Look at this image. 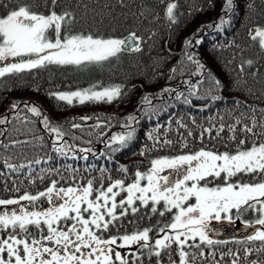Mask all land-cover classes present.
<instances>
[{"label": "snow or ice", "instance_id": "obj_1", "mask_svg": "<svg viewBox=\"0 0 264 264\" xmlns=\"http://www.w3.org/2000/svg\"><path fill=\"white\" fill-rule=\"evenodd\" d=\"M223 7L225 13H230L233 0H225ZM57 8L61 10L58 12ZM177 8L178 4L173 0L166 3L165 16L171 23H176ZM0 10V63L9 58H20L19 62L0 66V78L51 64L102 65L123 52L143 50L144 37L135 30H129L126 35L108 37L75 32V12L64 6V0H0ZM227 22L222 16L215 28L219 29ZM249 35L253 41L258 39L259 47L264 51V28H256ZM195 43L202 41L195 39ZM192 45V40L185 41V48ZM25 57L28 59H23ZM187 59L198 70L204 69L205 66L191 54H187ZM245 64L251 67L253 61H244L240 65L241 73L245 71ZM171 71L175 74L177 69ZM185 83L189 85V96L197 95V85L190 81ZM213 83L219 88V80ZM163 91L176 90L165 88ZM53 95L68 104L74 100L81 104L86 100L111 103L121 95V88L113 86L102 91L87 89ZM181 95L178 93L177 99ZM147 101L148 97H145ZM25 107L41 120L50 135L54 134L53 151L68 156L74 146L66 142L61 144V141L70 133L65 132L62 126L52 125L35 105L25 104ZM237 107H240L239 102ZM18 108L16 103L11 105L13 111ZM249 112L252 113L250 117L241 114L248 123L236 117L233 124L227 125L231 133L227 139L235 144L234 151H220L205 145L196 151L184 152L188 141L183 139L180 154L151 159L148 170L136 171L131 183L109 177L107 186L103 180L97 186L93 178L84 184L69 181L70 186L57 187L58 182L52 180L45 191L36 195L24 192L17 198H0V208L20 206L18 210L13 208L10 212H0V233H6V236H0V264H143L145 252L149 260L155 258V264H165L164 257H167V264H242L244 261L246 264H264L259 259L264 255V109L259 110V119L257 109L249 107ZM82 119L86 121L91 117ZM126 119L130 122L135 117ZM9 122L7 116L0 118V125ZM177 124L181 128L186 127L180 121ZM238 126L245 134L242 138L236 135ZM71 127L77 129L81 125L72 123ZM225 127L220 123L215 138L221 136ZM215 128L212 125L202 129L199 137L202 144L205 134L213 138ZM3 134L4 130H0V135ZM133 134L134 130L113 135L107 146H124ZM192 135L189 131L188 136ZM249 137H252L251 144L246 146ZM148 138L154 139L151 133ZM18 143L28 142L13 141L11 145L0 144V147L7 149ZM159 144L171 146L173 141L155 139L154 147ZM224 147L228 148V144ZM78 151L88 153L92 149L80 148ZM144 154L142 151L141 155ZM83 159L86 160L87 156ZM41 162V159H36L17 165L9 159L3 160L4 166L13 173ZM120 171L127 173L128 169L121 167ZM245 176L249 177L247 182L243 180ZM39 179L44 177L39 176ZM29 182L35 181L30 178ZM11 191L19 192V188ZM121 193L125 195L117 201ZM42 197L53 207L47 211H28L21 206L22 201L34 204ZM54 197L63 203L57 204ZM141 207L161 218L170 214V218L167 222L158 220L155 225L136 228L131 233H120L123 219L135 216ZM248 212H252L254 218L244 223L252 232L245 241H235L246 246L220 252L217 259L215 246L228 242L210 238L211 221L226 219L234 222ZM113 229L117 234H112ZM153 232L155 236L150 235ZM125 248L129 249L126 254L118 250ZM253 254H256V259H250Z\"/></svg>", "mask_w": 264, "mask_h": 264}, {"label": "trees", "instance_id": "obj_2", "mask_svg": "<svg viewBox=\"0 0 264 264\" xmlns=\"http://www.w3.org/2000/svg\"><path fill=\"white\" fill-rule=\"evenodd\" d=\"M167 2L64 0V6L75 12V32L108 37L126 35L129 30H135L144 37L143 50L123 52L102 65L51 64L0 78V118L7 116L10 121L0 125V130H4L0 144L11 145L15 137L10 123L14 122L18 112L27 110V104L38 107L52 125L62 126L65 132L70 133L61 144L66 142L74 146L68 156L54 152L53 134L45 133L41 120L36 117L34 128L40 131L45 143L38 152L32 153V158L16 148L19 145L7 149L0 147V198H17L24 192L36 195L45 191L52 180L58 182L57 187H68L69 181L84 184L93 178L97 186L101 180L107 186L109 177L130 182L136 171L148 170L151 159L180 154L183 139L188 141L184 152L196 151L205 145L220 151L235 150V144L227 139L231 135L227 125L233 124L236 117L244 120L242 113L250 117L249 107L257 109V119L259 110L264 109V51L249 35L250 31L264 25V0H233L230 13H225V0H173L178 4L176 23H171L165 16ZM222 16L228 22L217 29L215 25ZM195 39L202 43L196 44ZM186 40H192L193 45L185 48ZM187 54L202 63L204 69L198 70L187 59ZM248 59L253 61V65L248 67L245 64V71L241 73L240 65ZM173 68L177 69L175 74L171 71ZM209 74L211 79H208ZM214 80L220 81L219 88L215 87ZM185 81L197 85V95L189 96V85ZM113 86L121 88V95L111 103L90 100L83 104H66L53 97V94L63 91L82 88L97 91ZM165 88L176 91L165 93ZM178 93L183 94L179 99ZM145 97H148L147 102ZM237 102L240 107H237ZM13 103L19 105L15 111L11 110ZM84 116L91 117L102 126L108 122L112 136L134 130L133 137L124 146L119 145L116 153L104 151L98 136L87 139L77 133L78 129L71 127L75 120ZM128 116L135 119L129 122ZM177 121L186 127H179ZM248 122L244 120V123ZM220 123L226 126L225 131L215 138ZM212 125L216 126L213 138L205 134L202 144L199 139L202 129ZM240 127H237L236 135L242 138L245 134L239 130ZM189 131L193 133L191 137L188 136ZM149 133L154 139L148 138ZM155 139H169L173 144L154 147ZM251 140L249 137L246 146H250ZM225 144L228 148L224 147ZM80 148H91L92 152L81 153L78 151ZM142 151L144 155H141ZM85 155L86 160L83 159ZM4 159L17 165L36 159L42 162L13 173L4 166ZM121 167L127 168V173L121 172ZM39 176L44 179H39ZM30 178L35 182L30 183ZM243 180L247 182L249 177L245 176ZM17 187L19 192L11 191ZM140 211L143 215L139 219L124 218L120 233H131L136 228L142 229L161 221V217L152 215L146 208L141 207ZM166 217L168 220L170 214ZM253 218L254 214L248 212L238 220L244 222ZM112 234H117V230L113 229ZM0 236H6V233H0ZM163 259L167 264V257ZM149 261L145 252L143 263Z\"/></svg>", "mask_w": 264, "mask_h": 264}, {"label": "rangeland", "instance_id": "obj_3", "mask_svg": "<svg viewBox=\"0 0 264 264\" xmlns=\"http://www.w3.org/2000/svg\"><path fill=\"white\" fill-rule=\"evenodd\" d=\"M260 28H264V25ZM257 41H258V39H257ZM19 59L20 58H16V59L9 58L8 61L0 63V66H4V64L10 63V62H19ZM23 59H28V57H25ZM26 71H28V70H26ZM211 78L212 77L210 75H208V79H211ZM83 90H87V89L82 88L81 90H76V91H83ZM97 91H102V90H97ZM65 92H73V91H65ZM58 93H64V91L58 92ZM53 97L58 101L56 96H53ZM86 101H90V100H86ZM61 102L68 104L65 101H61ZM73 103L81 104V103H79L78 100H74ZM84 117H86V116H84ZM35 120H36V117L33 116L32 113H30L27 110L26 111L21 110L16 115L14 122L10 123V127L12 128V130L14 132V137H15L12 139V142L13 141H21V142L27 141L28 143L16 144V145H19V146H16V148H19V150L26 152V153H24V155L27 154V157H29V158H32L34 156V155H32V153L34 154L35 152H38L37 150L39 149L40 146H42V143H45L44 142L45 139L42 136V134L40 133V131H37L36 128H34L35 127V125H34ZM37 121H39V120H37ZM74 123L81 125L80 128H77L79 130V132H77V133L81 134L82 136L86 137L87 139L92 140V136H98V138L102 140V149H104V151L108 150L111 153H116L120 149L118 144H114L111 147L107 146L110 143V138L112 136V135H110L111 132L108 130V125H109L108 122H107V124H105V126H102V124H99L95 121H92V119H88L85 121L81 117V118H78L77 120H75ZM98 124H99V127H97ZM42 125H43V123H42ZM42 129H44L45 133H49L45 129L44 125H43ZM115 135H117V134H115ZM53 138H55L54 134H53ZM131 182H132V180L130 182H126V183H131ZM124 195H125V193H121V196L117 197V201H119V199ZM41 203H42L41 201L38 202L36 206L38 207V205H40ZM28 204L29 203L26 201L21 202V206H24L25 208L29 207L30 204L29 205ZM32 205H34V204H31V206ZM13 208H15V206H8L6 209L0 208V212H3V211H9L10 212ZM16 209L18 210V208H16ZM33 211H40V210H33ZM142 213H143V211L139 212L140 215ZM161 221L164 222V220H162V219H161ZM224 221H227V220L225 219V220H221V221H215V220L211 221V223L209 225V227L211 228V231H212V228L215 226L214 224L219 223V222H224ZM234 221L237 222L240 220L234 219ZM210 237L212 238V236H210ZM118 243H119V241H118ZM118 250L121 251L122 254H126L129 251V249H127V248L118 249ZM143 264H147V263H143ZM149 264H153V263H149Z\"/></svg>", "mask_w": 264, "mask_h": 264}, {"label": "flooded vegetation", "instance_id": "obj_4", "mask_svg": "<svg viewBox=\"0 0 264 264\" xmlns=\"http://www.w3.org/2000/svg\"><path fill=\"white\" fill-rule=\"evenodd\" d=\"M54 199H55V201H56V203L57 204H59V203H63V201H61V200H59V199H57V198H55L54 197ZM46 204V205H45ZM29 205V204H28ZM51 207H53V205L52 204H50L49 202H48V200L46 199V198H43L42 197V203L40 204V205H38V207H35V205H29V207L28 208H26L28 211L30 210V211H33V210H40V211H47L49 208H51ZM15 208H19V206H15ZM143 215V213L141 214V216ZM140 214L139 213H137L135 216H129L130 218L131 217H134V218H137V219H139L140 217ZM162 220H164V222H167V218H166V216L165 217H163V218H161ZM124 220V219H123ZM228 222V221H227ZM229 224L231 225V227L233 228V230H234V234H242V233H245V237H243V238H241V237H239V238H229V239H219L218 237L219 236H222L223 235V233L222 232H220V231H216L214 228H215V226H216V224H214L215 226L212 228V231L209 233V235L210 236H212V239H214V240H223V241H227L228 243L226 244V245H217V246H215L216 247V252H218L219 253V251H221V252H226V251H228V249H232V250H236V249H238V248H240V249H242L244 246H246V245H243V244H237V243H235V241H245L246 240V237L249 235V234H251V232L252 231H250V232H248V231H246V229L248 228V227H246V225H245V223L244 222H241V221H237V222H229ZM211 238V237H210ZM206 251H207V249H206ZM217 253V256H216V258L217 259H219V255H220V253L218 254ZM257 258V256H256V254H253V256L252 257H250V259H256ZM148 259V258H147ZM153 260L155 259V258H152ZM228 258H226V260H227ZM259 259L260 260H262V261H264V255H261L260 257H259ZM149 260V259H148ZM153 260H150L147 264H149V263H153ZM154 264V263H153ZM242 264H246V261H244V262H242Z\"/></svg>", "mask_w": 264, "mask_h": 264}, {"label": "water", "instance_id": "obj_5", "mask_svg": "<svg viewBox=\"0 0 264 264\" xmlns=\"http://www.w3.org/2000/svg\"><path fill=\"white\" fill-rule=\"evenodd\" d=\"M40 201L42 202V198L34 203L35 207H37L36 205ZM214 229L216 231H220V232L223 233L222 236L218 237L219 239H229V238H239V237L243 238V237L246 236L245 235L246 232L242 233V234H239V235L238 234H234L233 233L234 232L233 228L231 227V225L227 221L216 223V226H215ZM246 231L250 232V231H252V229L251 228H247Z\"/></svg>", "mask_w": 264, "mask_h": 264}]
</instances>
